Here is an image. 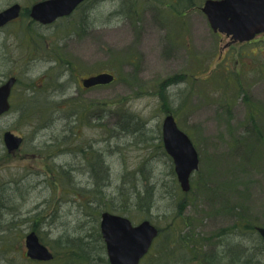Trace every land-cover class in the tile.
<instances>
[{
    "label": "rangeland",
    "instance_id": "374dc122",
    "mask_svg": "<svg viewBox=\"0 0 264 264\" xmlns=\"http://www.w3.org/2000/svg\"><path fill=\"white\" fill-rule=\"evenodd\" d=\"M37 1L0 0L22 5L0 28V84L18 78L0 117V264H110L105 210L159 228L140 264H264L249 229L264 226V35L214 29L207 0H85L50 23L30 15ZM99 72L116 79L84 87ZM168 113L198 151L188 191L163 144ZM6 130L25 137L20 150ZM32 230L53 260L28 257Z\"/></svg>",
    "mask_w": 264,
    "mask_h": 264
},
{
    "label": "water",
    "instance_id": "95a60500",
    "mask_svg": "<svg viewBox=\"0 0 264 264\" xmlns=\"http://www.w3.org/2000/svg\"><path fill=\"white\" fill-rule=\"evenodd\" d=\"M85 0H40L30 8V15L42 23H50L58 17L71 14ZM22 5L18 2L0 10V27L19 17ZM204 11L214 29L232 34L235 40L249 41L257 33L264 32V0H207ZM115 75L102 72L83 80L85 86L113 82ZM17 78L10 77L0 85V115L10 108L9 96ZM163 142L173 158L178 181L184 191L190 189V176L199 167L198 151L190 136L182 130L173 114H167L163 122ZM23 138L6 131L4 141L8 151L16 150ZM100 230L106 243L110 264H140L149 251L159 228L149 219L133 224L130 218L111 211L101 214ZM264 241V226H257ZM27 254L36 260L54 257L36 231L26 235Z\"/></svg>",
    "mask_w": 264,
    "mask_h": 264
},
{
    "label": "trees",
    "instance_id": "16d2710c",
    "mask_svg": "<svg viewBox=\"0 0 264 264\" xmlns=\"http://www.w3.org/2000/svg\"><path fill=\"white\" fill-rule=\"evenodd\" d=\"M25 12H26V14H28L29 13V10L28 9H26L25 10ZM16 21V20H15ZM115 76H116V74L115 73H113ZM257 109H255L254 108V115H252L253 116V118L255 117V111H256ZM253 111V110H252ZM71 112L73 113V111L71 110ZM130 113V112H129ZM131 114V113H130ZM253 122V121H252ZM256 129H257V127H256ZM179 186H180V184H179ZM239 228V233L240 234H248V233H246L245 231H243V229L242 228H240V227H238ZM253 228H255V226L253 227V226H250L249 227V229H250V231L252 232V229ZM238 231H236V233H237ZM253 232H257L256 231V229L253 231ZM259 234V233H258ZM76 235H81L80 233H76ZM98 236H99V239L98 240H100L101 242H102V246H103V248L105 247L106 248V245H105V242H104V240H103V237H102V234H101V232H98ZM86 237H87V235L86 234H84V235H82V236H79L78 238H80V242H78V243H80L79 245H78V247H80V252L78 253V255H80V257H81V255L85 258V257H89V255H92L91 254V251H90V246H89V244H90V242L88 241V240H86ZM261 237V236H260ZM189 238H192L191 240H193V237L191 236V237H189ZM64 240H66L65 242L66 243H68L69 244V246H66V247H68L69 249H72L73 247H74V245H72V244H76V243H70L67 239H64ZM75 240V239H74ZM177 240V239H176ZM64 242V241H63ZM226 247H230L228 244H224ZM261 247H262V249L264 250V243H263V240H261ZM70 253V255H71V251L69 252ZM236 255H238L237 256V258H236ZM246 255V252H245V248L244 247H242V246H238V249H236V251L232 248V252H231V254H230V262L231 261H236V260H238V261H240L241 259H242V257H244ZM69 256V255H68ZM198 258V255H196V254H194L193 255V257H192V262H198L199 264H202V260H198L197 259ZM247 264H261V261L260 260H256L255 259V257L253 256L252 258H251V260L249 259L248 261H247Z\"/></svg>",
    "mask_w": 264,
    "mask_h": 264
},
{
    "label": "flooded vegetation",
    "instance_id": "af4514ba",
    "mask_svg": "<svg viewBox=\"0 0 264 264\" xmlns=\"http://www.w3.org/2000/svg\"><path fill=\"white\" fill-rule=\"evenodd\" d=\"M262 35H264V33H261ZM260 35V34H259ZM18 79V78H17ZM17 82V81H16ZM16 84V83H15ZM15 84H14V86L12 87V90H11V93H10V96H9V101H10V106L12 107V102H11V96H12V92H13V89H14V87H15ZM1 85V84H0ZM85 87V86H84ZM10 111V110H9ZM7 113V112H6ZM5 113V114H6ZM6 131H8V130H6ZM5 131V132H6ZM5 132L3 133V139H4V134H5ZM16 134V133H15ZM17 135V134H16ZM18 136H20V137H22L23 138V140H22V142H21V144H20V146L16 149V150H14V151H9L10 153H13V152H16V151H18V150H20L21 149V147H22V144L25 142V137L24 136H21V135H18ZM5 142V141H4ZM8 149V148H7ZM39 263H43V262H47V261H38Z\"/></svg>",
    "mask_w": 264,
    "mask_h": 264
}]
</instances>
